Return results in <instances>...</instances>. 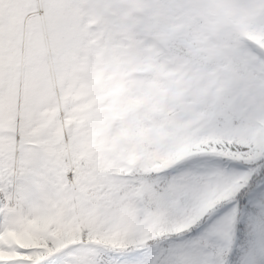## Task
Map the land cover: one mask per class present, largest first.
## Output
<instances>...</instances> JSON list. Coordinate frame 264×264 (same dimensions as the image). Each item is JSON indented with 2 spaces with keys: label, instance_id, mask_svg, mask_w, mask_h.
<instances>
[{
  "label": "snow or ice",
  "instance_id": "obj_1",
  "mask_svg": "<svg viewBox=\"0 0 264 264\" xmlns=\"http://www.w3.org/2000/svg\"><path fill=\"white\" fill-rule=\"evenodd\" d=\"M0 264H264V0H0Z\"/></svg>",
  "mask_w": 264,
  "mask_h": 264
}]
</instances>
